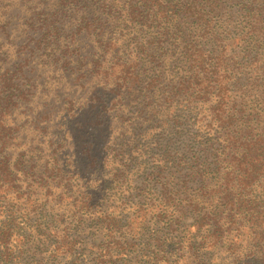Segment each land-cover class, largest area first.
Returning <instances> with one entry per match:
<instances>
[{
	"label": "trees",
	"instance_id": "16d2710c",
	"mask_svg": "<svg viewBox=\"0 0 264 264\" xmlns=\"http://www.w3.org/2000/svg\"><path fill=\"white\" fill-rule=\"evenodd\" d=\"M209 1L187 3L184 12L212 11L217 0ZM178 2L49 0L45 8L0 0V56L15 48L0 66V264H264V123L231 93L229 56L248 36L231 38L214 56L187 44L179 78L157 75L144 85L139 75L140 67H160L158 48H170ZM245 10L247 21L264 7L253 0ZM128 27L150 33L140 43L145 64L124 57ZM158 89L157 108L192 109L202 142L201 165L195 158L192 166L201 180L147 179L133 202L108 206L115 182L133 170L106 158L105 146L121 116ZM77 181L79 198L66 191ZM80 226L87 237L101 229L93 250L77 252ZM31 242L43 248L38 256H27Z\"/></svg>",
	"mask_w": 264,
	"mask_h": 264
},
{
	"label": "rangeland",
	"instance_id": "374dc122",
	"mask_svg": "<svg viewBox=\"0 0 264 264\" xmlns=\"http://www.w3.org/2000/svg\"><path fill=\"white\" fill-rule=\"evenodd\" d=\"M39 1L44 6L49 0ZM85 1L89 5L96 6L98 0ZM104 1L112 2V0ZM214 1L212 0V2ZM251 1L253 0H217L216 6L212 11L209 10L211 9L210 7L206 8L202 5L199 8V12L193 15L192 11L189 14L184 12L187 10V7H184L187 3L194 2L196 6H199L201 2L209 3L210 1L179 0L178 3L180 5H178L181 6V9L168 24L171 49L168 44L158 48V64L161 62L158 66L160 67L155 66L149 72L142 67L139 68V75L144 85L148 84L157 75H162L165 78L169 76L179 78L183 75L186 70V64L182 54L187 44L191 43L193 46L204 50L209 56H214L231 38L238 37L244 33L248 37L242 41L243 44L238 49H232L233 52L229 56L231 59L230 63L233 68L236 66L235 69L237 71H235L236 75L233 78L231 93L235 98L243 99L245 104L248 105L246 107L247 115L252 114V119L254 120H256L255 115L259 116L258 120L264 123V10L259 11L254 17H249L246 21L245 7ZM254 1L259 8L261 6L264 7V0ZM44 7L47 8L46 6ZM247 25L253 26L249 27L246 32L244 28ZM125 32V41L124 38L121 40L124 44V57L127 59L137 58L141 60V64H145V59H140V43L142 38H148L150 33L134 27H128L124 34ZM115 38L118 41V37L116 36ZM0 46H2L1 43ZM167 50H169L168 54ZM14 55L15 48L5 50L0 57L4 58L6 62L0 63V66L5 67ZM49 78L51 80V77ZM41 94H44V91ZM161 94V90L158 89L156 93L148 95L139 106L128 109L119 119L121 124L119 129L113 132L107 146H105V148L107 147L106 158L119 162L120 169L131 167L133 170L130 173L127 171L119 181L115 182L114 198L108 206L112 203L116 208L123 201L133 202L135 196L139 193V189L146 185L147 179L172 177L176 181L181 182L185 179V175H193L200 179L196 174L198 170L192 166L195 158H198V166L200 167L201 165L199 158L201 154L200 143H202L199 142L197 145L196 135L199 134L195 130L192 109H185L183 106L165 109L157 108ZM202 138L209 140L208 137ZM101 146L103 147L102 143ZM75 149L73 151L74 154L77 153L78 148L76 147ZM38 154L39 150L35 151L33 157L25 158V161L29 162ZM206 155L208 156V161L212 162L214 153L211 151ZM22 162H24L23 159ZM162 166L166 168L175 166L176 169L172 174L167 175V172L161 171ZM71 167H73V164L70 161L68 168ZM93 172L96 171L93 170ZM86 173H88L87 170ZM126 178L130 179V185L120 183L126 181ZM152 185L147 186V188ZM83 186V182H72L67 184L66 191L74 193L79 198L80 189ZM106 196H110L109 193ZM50 206L52 211H54L55 206ZM58 213L60 218L64 219L67 216L66 213ZM60 222L61 219L58 220V223ZM150 226L152 231H154V225L151 224ZM87 229L88 227L86 226L83 228L80 226L74 233V240L80 241L84 239V245L81 243L77 248V252L86 250L84 248L93 250L99 238L100 228L88 237ZM82 234L83 237H81ZM101 234H103V231ZM35 245V242H31L25 248L28 252V257H32L33 253L38 256L39 252L43 250L41 246L35 250ZM128 264L138 263L132 260ZM204 264L220 263L218 261H207Z\"/></svg>",
	"mask_w": 264,
	"mask_h": 264
}]
</instances>
